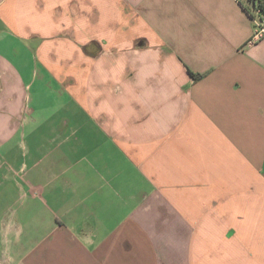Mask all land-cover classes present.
I'll list each match as a JSON object with an SVG mask.
<instances>
[{
	"label": "crops",
	"instance_id": "0c3cea01",
	"mask_svg": "<svg viewBox=\"0 0 264 264\" xmlns=\"http://www.w3.org/2000/svg\"><path fill=\"white\" fill-rule=\"evenodd\" d=\"M244 5L0 0V264H264Z\"/></svg>",
	"mask_w": 264,
	"mask_h": 264
},
{
	"label": "trees",
	"instance_id": "16d2710c",
	"mask_svg": "<svg viewBox=\"0 0 264 264\" xmlns=\"http://www.w3.org/2000/svg\"><path fill=\"white\" fill-rule=\"evenodd\" d=\"M244 2V9L250 14L252 18H255L256 16L264 17V0H244ZM191 75L194 81H198L205 76V74Z\"/></svg>",
	"mask_w": 264,
	"mask_h": 264
},
{
	"label": "built area",
	"instance_id": "2783aa9c",
	"mask_svg": "<svg viewBox=\"0 0 264 264\" xmlns=\"http://www.w3.org/2000/svg\"><path fill=\"white\" fill-rule=\"evenodd\" d=\"M253 22L254 32L249 40V44H253L264 39V17L256 16L253 18Z\"/></svg>",
	"mask_w": 264,
	"mask_h": 264
}]
</instances>
